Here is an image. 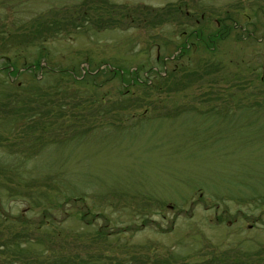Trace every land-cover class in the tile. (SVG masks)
I'll return each mask as SVG.
<instances>
[{"label":"rangeland","instance_id":"obj_1","mask_svg":"<svg viewBox=\"0 0 264 264\" xmlns=\"http://www.w3.org/2000/svg\"><path fill=\"white\" fill-rule=\"evenodd\" d=\"M82 1L0 0V24L82 22L0 57V264H264V0ZM147 66L177 77L110 73Z\"/></svg>","mask_w":264,"mask_h":264},{"label":"trees","instance_id":"obj_2","mask_svg":"<svg viewBox=\"0 0 264 264\" xmlns=\"http://www.w3.org/2000/svg\"><path fill=\"white\" fill-rule=\"evenodd\" d=\"M88 3V0H83L82 2H78V4H73L71 6V8H74L76 10H79L82 12V16L84 17L83 20H86V11H87V7L88 5H86ZM103 3H105L108 6H112V7H118L119 5L110 1H103ZM57 9L59 8H63L62 6H55ZM67 7V6H66ZM85 7V8H84ZM124 8V7H123ZM122 8V9H123ZM96 10H99V8H94ZM140 12L138 13V15H143V12H145L144 14H154L156 18L161 17L162 15H164L163 13L165 12V9H152L150 8H139ZM178 9V8H177ZM137 12V10H130V13H135ZM186 15H188L186 13ZM224 20V19H223ZM1 22V21H0ZM10 20H6V22L4 24H0V57H4L3 60H6V62L8 61L11 66H13L12 71L17 72L19 71L18 68H16V64L18 62V60L20 61V59L22 58V55H20V52L14 51V49H12L13 45H17L18 44H24V46H28V44H31L32 46H36L38 52L40 51V53L42 51H44V43L49 40L52 39L54 37L57 36H65L70 34V31H77L80 29V27L82 26V22L76 17V19L73 20L74 23H72L71 26L67 25V24H59L56 21H46V23L44 22H40V23H36L35 20H33L32 22L30 21H26V20H20V23L22 24L21 26L17 25L15 23V21L13 20V22ZM107 23H111L106 21ZM102 21H98V24L96 25V27L99 29L101 27H103L102 25ZM108 24V25H109ZM223 28L221 26V30L220 28H217L216 31L212 34L208 35V39H204V36L202 35V31L201 30H194V31H189L190 35H194V36H201L205 42L207 44V41L213 44V41L216 40V38H218L219 33L222 34L223 30L226 27V24H222ZM27 26H29L28 30H30V33L28 34H24V36L22 37V39L17 42L15 40V38L11 35H14V33L11 34L13 28L15 30L18 31V29H23V28H27ZM227 27L229 28L230 26L227 25ZM73 28V29H72ZM200 34V35H198ZM215 37V39H210V37ZM220 37V36H219ZM12 39H13V44H12ZM19 40V39H18ZM16 42V43H15ZM12 49V51H11ZM12 52V54H9V52ZM14 52V53H13ZM183 52L180 53V55ZM9 54V55H8ZM42 55L44 56L45 54L42 53ZM178 54V56L173 57V60H177L178 57L180 56ZM159 60V59H158ZM37 62V58L36 61L34 63V65H36ZM47 62V61H46ZM27 62L22 61V68L26 67ZM31 63V62H30ZM31 63V64H33ZM32 67V66H31ZM7 66H4L3 69H7ZM41 69H43V73L47 74H54L53 72H56L57 75H59V77L61 78H67V76H71L72 78L75 77V75L73 74V70L69 71L67 68H52V67H47L46 65H43L41 67ZM134 71H131L129 75H127V73L124 72V70L122 69H116L114 71H110V73L112 74V77H118L119 81L121 82V84H123L125 82V80L127 78H129L128 80V86H132V85H137V86H141L142 88H147L149 89L152 85L155 84H160L161 81L163 80H167L169 77L173 79H176V72L178 73V70H176L175 68L171 69L170 71L167 70H162L161 72H163L164 74L162 75L161 72L157 71L154 67L152 66H147L144 69H146L147 74L144 75L142 78L138 77L139 72L143 71L141 67L138 68H134ZM0 72H3L0 70ZM13 72V73H14ZM146 73V72H145ZM135 74V75H133ZM92 76V75H91ZM129 76V77H128ZM176 76V77H175ZM127 77V78H126ZM126 78V79H125ZM37 82H41V80H38ZM6 83H8L6 81ZM10 85V84H9ZM127 93H124V95ZM12 104L11 100H5L2 99L0 97V113H3V109H6L9 105ZM65 264H70L69 261H67Z\"/></svg>","mask_w":264,"mask_h":264}]
</instances>
